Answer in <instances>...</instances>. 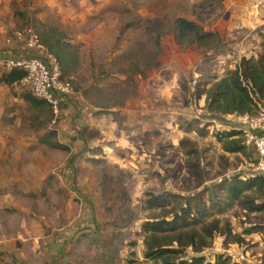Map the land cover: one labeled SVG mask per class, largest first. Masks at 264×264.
<instances>
[{"label": "rangeland", "instance_id": "1", "mask_svg": "<svg viewBox=\"0 0 264 264\" xmlns=\"http://www.w3.org/2000/svg\"><path fill=\"white\" fill-rule=\"evenodd\" d=\"M178 19L213 37L179 41ZM26 28L59 40L63 64L50 52L73 100L56 116L24 99L0 120V244L76 229L61 264H154L143 258L147 218L170 211L173 195L253 174L252 148L227 153L214 137L239 121L209 113L205 92L264 52V0H0V51L22 53L15 34ZM155 196L163 208H148ZM215 216L246 243L215 235L206 262L264 264V212Z\"/></svg>", "mask_w": 264, "mask_h": 264}, {"label": "trees", "instance_id": "2", "mask_svg": "<svg viewBox=\"0 0 264 264\" xmlns=\"http://www.w3.org/2000/svg\"><path fill=\"white\" fill-rule=\"evenodd\" d=\"M176 23V38L179 41L190 39L204 43L213 37L212 33L204 32L192 21L178 19ZM43 43L63 64L59 40H45ZM24 75L22 71L15 70L3 75L1 81L11 85L20 82ZM24 98L34 105L43 103L30 95ZM205 103L207 111L214 115L257 117L264 109V52L256 59L242 57L234 70L206 90ZM214 137L224 152L247 156L242 131H217ZM204 193H208V205L202 200ZM257 193H264V176L251 174L232 176L192 197L173 195L175 201L170 211L147 218L141 226L143 258L154 261V264H211L206 262L201 252L211 246L215 235L223 237L225 243L242 247L245 239L240 234H234L229 222L216 218L215 213L222 214L235 205L250 213H262L264 197L257 198ZM165 202L163 196H155L147 200V205L150 209L163 208ZM255 231H258L256 226H252L242 233L250 235ZM187 250L196 255L186 259ZM214 264H226V261L219 258Z\"/></svg>", "mask_w": 264, "mask_h": 264}, {"label": "built area", "instance_id": "3", "mask_svg": "<svg viewBox=\"0 0 264 264\" xmlns=\"http://www.w3.org/2000/svg\"><path fill=\"white\" fill-rule=\"evenodd\" d=\"M15 41L21 47L22 53H0V74L22 71L25 75L20 82L25 85L27 92L34 99L45 102L57 116L73 97L72 86L64 79L57 58L29 28L17 32ZM235 117L239 124L250 126L248 132L240 130L244 133L243 142L252 148L255 154L251 164L253 174L264 176V109L254 118Z\"/></svg>", "mask_w": 264, "mask_h": 264}, {"label": "crops", "instance_id": "4", "mask_svg": "<svg viewBox=\"0 0 264 264\" xmlns=\"http://www.w3.org/2000/svg\"><path fill=\"white\" fill-rule=\"evenodd\" d=\"M0 53L7 55L20 54L18 48L13 52L7 49L6 51H0ZM14 84H5L0 78V120L5 118L6 113H13L17 103H24L26 100L25 95L19 94V90L13 88L12 85ZM72 98L68 102L69 104L67 103L69 106L72 103ZM75 231L77 232L76 229H71L70 232H61L56 235L54 240H48L47 242L38 241L37 239H23L15 242L13 248L9 243L0 244V264H61L63 262L62 257L66 256L67 247L76 233ZM43 245L46 247L45 249H43ZM41 256L44 259H40Z\"/></svg>", "mask_w": 264, "mask_h": 264}, {"label": "water", "instance_id": "5", "mask_svg": "<svg viewBox=\"0 0 264 264\" xmlns=\"http://www.w3.org/2000/svg\"><path fill=\"white\" fill-rule=\"evenodd\" d=\"M238 130H243V131H246L248 132L250 130V126L248 124H238V127L236 128Z\"/></svg>", "mask_w": 264, "mask_h": 264}]
</instances>
